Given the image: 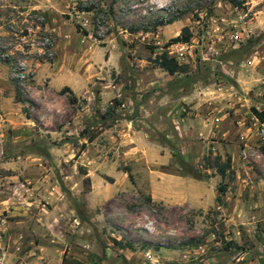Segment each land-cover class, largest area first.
<instances>
[{
	"label": "rangeland",
	"instance_id": "rangeland-1",
	"mask_svg": "<svg viewBox=\"0 0 264 264\" xmlns=\"http://www.w3.org/2000/svg\"><path fill=\"white\" fill-rule=\"evenodd\" d=\"M238 1L0 0V264H264V0ZM163 51L186 72L158 67ZM207 155H231L235 179Z\"/></svg>",
	"mask_w": 264,
	"mask_h": 264
},
{
	"label": "trees",
	"instance_id": "trees-1",
	"mask_svg": "<svg viewBox=\"0 0 264 264\" xmlns=\"http://www.w3.org/2000/svg\"><path fill=\"white\" fill-rule=\"evenodd\" d=\"M232 4L236 5V6H241L243 3L238 1V0H229ZM95 9L94 5L91 6H81L79 5V7H77V10L80 12H93ZM109 13L113 14L114 13V7L111 4L110 9H109ZM177 20V18H173L170 17L167 20L165 19H161L159 21V24L161 25H169L174 23ZM77 29L79 31H83L86 35L88 34V31L83 29V27L78 23L77 24ZM130 32H137L140 30V28L138 27H133V28H129ZM144 30H149L146 28H144ZM193 37L192 31L190 29V27L185 26L181 33L179 35H177L176 37H173L168 43L165 44V47H169L172 44L175 43H188L191 41ZM257 41H251V45L248 44L246 47L242 48V49H233L230 52L226 53L223 57L222 60H229V58L231 56H238L240 54H243L247 51V49H249L251 46H253ZM154 62L156 63V65L158 67L163 68L164 70H166L167 72H169L170 74H176L179 72H186V66L181 64L176 57L174 56H170L168 51H163L162 53H159L156 55V57L154 59ZM184 86V85H181ZM62 92H67L71 94L70 97V101L71 103H75L78 100V97L75 95V93L73 92V89L70 86H64L61 90ZM97 93V98H98V93L99 91H96ZM16 99L19 102H24V100L22 99V97L20 96V90H18L17 94H16ZM263 99H264V93H263ZM115 101L117 99H114ZM253 113L256 115V117L261 121L264 122V109L259 110L256 108H253ZM109 127L111 125H108ZM99 132H92L90 126H86L82 131H81V136H87V140L88 142H92L94 141L97 136H98ZM167 144L171 147H173L176 151L173 154V156L175 157L176 163L178 164L179 168L181 169V171H183L184 173H186L187 175L191 176L192 178L196 179V180H204V174L197 170L196 168H194V166L190 163L189 159L182 153L181 150H179V148H177L176 145L172 144L170 140L167 141ZM87 146V142L83 143L81 145V149L80 151L76 154L75 158L77 159L82 150H84ZM205 162L207 164V169L209 168H215L217 173L219 175L222 176L223 179H225L226 177H230L231 180L235 179V171L233 169L232 166V157L231 155H227V158L224 160L222 158L221 155H217L215 157V159H212L210 156H206L205 157ZM81 170H83L84 174H85V178H84V184H91V177L88 175V172L86 171V169H84L82 166L80 167ZM126 173H128V176L130 178V180L132 182H134V175L131 172V168L130 167H126L124 170ZM107 179L113 183L114 179L112 177H107ZM218 195L216 197V201L218 202V204L222 205L223 203V196L226 194V192L228 191V183L226 182H222L219 184L218 188Z\"/></svg>",
	"mask_w": 264,
	"mask_h": 264
},
{
	"label": "crops",
	"instance_id": "crops-1",
	"mask_svg": "<svg viewBox=\"0 0 264 264\" xmlns=\"http://www.w3.org/2000/svg\"><path fill=\"white\" fill-rule=\"evenodd\" d=\"M66 86V85H65ZM67 86H70V85H67ZM72 89H73V92L75 93V91L74 90H76L75 88H73V87H71ZM263 93H264V90H263V92H262V94H261V97H262V99H263ZM263 109H264V99H263ZM262 110V109H261ZM264 123V122H263ZM153 150H154V147H153ZM152 150V151H153ZM161 158H163V156H161ZM161 163L162 164H165L162 160H161ZM155 172H158V171H156L155 170ZM159 173H161V175H165V173L166 172H160L159 171ZM168 173V172H167ZM178 174H176V175H178V176H181L180 174H179V172H177ZM172 174H174V173H172ZM89 176L93 179V183H94V188H93V191H95L96 190V179L93 177V175H92V172L91 173H89ZM181 177H184V176H181ZM97 179H98V181L100 180V181H102V178L100 179V177H97ZM99 181V182H100ZM199 181H203V180H199ZM160 189V190H159ZM152 194H153V198L155 199V200H165L166 198H168V199H173V200H175V201H181V199H184L185 201H187L188 203H190L191 205H193V206H196V205H194V203L193 202H191V200L189 199V198H186V197H182L181 195L180 196H176V197H172V196H169V195H166V194H164L163 192L161 193V188H160V186L159 185H157V186H154L153 188H152Z\"/></svg>",
	"mask_w": 264,
	"mask_h": 264
},
{
	"label": "built area",
	"instance_id": "built-area-1",
	"mask_svg": "<svg viewBox=\"0 0 264 264\" xmlns=\"http://www.w3.org/2000/svg\"><path fill=\"white\" fill-rule=\"evenodd\" d=\"M245 30H246V28H244ZM241 33H240V31H236L235 33H230V35H229V38H230V40L231 41H233V40H239V39H241ZM49 39V38H48ZM189 43V42H188ZM45 44V43H44ZM52 48V43L50 42L46 47H42V49H44L45 51L47 50H50ZM50 54H52L51 52H50ZM177 59V58H176ZM178 60V59H177ZM261 133H262V135L264 136V125H263V129H262V131H261Z\"/></svg>",
	"mask_w": 264,
	"mask_h": 264
}]
</instances>
